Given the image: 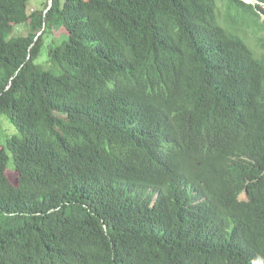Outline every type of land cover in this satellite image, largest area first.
<instances>
[{"label": "trees", "instance_id": "trees-1", "mask_svg": "<svg viewBox=\"0 0 264 264\" xmlns=\"http://www.w3.org/2000/svg\"><path fill=\"white\" fill-rule=\"evenodd\" d=\"M50 1L0 0V264H264V0Z\"/></svg>", "mask_w": 264, "mask_h": 264}, {"label": "rangeland", "instance_id": "rangeland-1", "mask_svg": "<svg viewBox=\"0 0 264 264\" xmlns=\"http://www.w3.org/2000/svg\"><path fill=\"white\" fill-rule=\"evenodd\" d=\"M32 2H34V1H32ZM37 7H39V3H32L30 5V10L31 9H35ZM24 33H25V27L19 26V27L15 28V34H24ZM53 36L55 38V42L59 43V42H61L60 39H62V38H64L66 36V31H65L64 28H60V29L54 31ZM49 41L51 42V40L48 38L46 40V42H45V45H44L43 49H42V53L40 55V58H39L38 62H43V61H45L47 59V47H48V45L50 43ZM0 125H1V128H2V134H1V137H0V142L2 144H4L5 140H6V137L7 136H11L13 134V132H15V129L11 125L9 120L6 117H4V116L0 119ZM13 168H14L13 167V163H12V161H10L7 174L9 176V178L13 182H16V180L18 178V173ZM243 199H244V197H243Z\"/></svg>", "mask_w": 264, "mask_h": 264}, {"label": "water", "instance_id": "water-1", "mask_svg": "<svg viewBox=\"0 0 264 264\" xmlns=\"http://www.w3.org/2000/svg\"><path fill=\"white\" fill-rule=\"evenodd\" d=\"M52 5V0L50 1V6ZM248 199V194L247 192L244 193V195L242 196V198Z\"/></svg>", "mask_w": 264, "mask_h": 264}, {"label": "clouds", "instance_id": "clouds-1", "mask_svg": "<svg viewBox=\"0 0 264 264\" xmlns=\"http://www.w3.org/2000/svg\"><path fill=\"white\" fill-rule=\"evenodd\" d=\"M243 195H244V194H243ZM243 195H242V196H243ZM241 198H242V197H241ZM244 199H245V198H244Z\"/></svg>", "mask_w": 264, "mask_h": 264}]
</instances>
